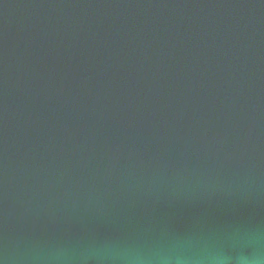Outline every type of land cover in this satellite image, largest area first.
Returning <instances> with one entry per match:
<instances>
[{
	"label": "water",
	"instance_id": "water-1",
	"mask_svg": "<svg viewBox=\"0 0 264 264\" xmlns=\"http://www.w3.org/2000/svg\"><path fill=\"white\" fill-rule=\"evenodd\" d=\"M0 264H264V0H0Z\"/></svg>",
	"mask_w": 264,
	"mask_h": 264
}]
</instances>
